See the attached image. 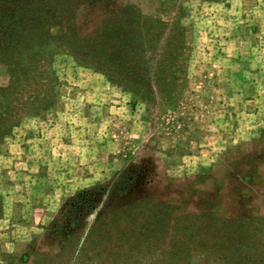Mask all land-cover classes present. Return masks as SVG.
<instances>
[{
    "label": "rangeland",
    "instance_id": "rangeland-1",
    "mask_svg": "<svg viewBox=\"0 0 264 264\" xmlns=\"http://www.w3.org/2000/svg\"><path fill=\"white\" fill-rule=\"evenodd\" d=\"M27 7L52 9L40 18L53 23L55 95L39 115L14 117L0 143V264H29L35 252L46 253L38 264H70L57 254L73 226L81 241L107 229L119 264L173 263L184 244L216 245L211 216L264 228V0H0V16L19 9L15 20L27 23ZM122 9L149 16L134 24L151 30L148 63L162 73L132 84L152 86L148 94L70 54L73 34L93 38ZM8 82L0 61V87ZM74 196L93 211L68 215ZM193 216L203 224L195 232L170 234L172 220ZM217 252L201 248L186 261L222 264Z\"/></svg>",
    "mask_w": 264,
    "mask_h": 264
},
{
    "label": "trees",
    "instance_id": "trees-1",
    "mask_svg": "<svg viewBox=\"0 0 264 264\" xmlns=\"http://www.w3.org/2000/svg\"><path fill=\"white\" fill-rule=\"evenodd\" d=\"M28 8V12L23 11V13H26L28 21L33 22L23 23L20 19L17 22L15 18H17L19 9H15L17 10L15 13L7 11L5 15L0 16V61L6 63L9 69L8 85L0 87V143L9 134L11 128L16 125L14 117L39 115L40 110L51 108L53 100L49 99V96L55 95L56 83L54 77H48V74L52 73V51L48 42V39H50L49 28L53 24L52 19L49 21L52 9L48 7L42 11H35V8ZM129 12L131 11L128 9H122L118 15L111 18L112 20L116 19L117 22L111 27H106L104 32L102 29L93 38L78 39L73 34L70 37V54L84 66L104 73L118 86L134 94L139 95L141 92L148 94L151 92L152 86L150 87L147 84L146 87L139 89V87L132 86V84L135 80L150 83L151 79L155 78L154 74L160 76L162 72H153L148 63V58L151 55L149 52L151 30L143 27V22L137 25L134 24V20L149 19V16ZM11 14L14 19L8 17L5 20ZM122 15H130L127 22H118L119 17ZM40 17L49 19L45 21ZM161 57V60H164V55H161ZM124 191L118 186V192L122 193ZM92 205L91 200L79 199L74 196L67 200L64 209H67L68 215L84 211L92 212ZM138 210L141 213V210L146 209L140 207ZM211 217L218 220L215 216ZM74 218L72 216L70 220H75ZM146 219L153 220L148 217ZM198 219V216H193L192 220L184 221L180 225H176L179 219L172 220L169 228L170 234L173 233L174 229H177V226H182V231L186 233L195 232L196 226L203 225L197 222ZM215 220H210V222L213 221V228H210V237L216 238L218 241L216 245L214 242L213 246H209V243L213 242L212 239H208L209 243L204 247L197 243L194 245L184 244L182 248L177 247L178 249L173 250L180 252V255H183L181 260L186 263L178 259L167 264H189L186 261L189 254L192 251L200 253L201 248L208 250L219 248L217 254L220 256L222 264H264V228H251L244 226L245 223L224 219H221L219 223H215ZM74 227L76 228V226H73L67 229L70 230L69 232H66V237H70V244L66 239H63L60 252L57 255L69 256L70 264H81L84 259L87 260L84 264H119L113 260L114 255L117 253L114 248L117 243L110 246L113 237L112 234L107 237V229H101V233L95 237V241L93 239L81 241L80 238L83 234L82 232L77 233ZM222 228L224 229L223 232L221 231ZM137 233L140 234V232ZM219 233L222 234L221 239H219ZM125 236H127V245L134 251L139 250L137 242L140 243L141 239L130 232L122 234V237ZM87 238L89 237L87 236ZM102 238H107L105 239V247L99 243ZM188 242L191 243L192 240ZM45 254L35 252V257L29 264H38L37 259ZM109 258H112L109 263L98 262L100 259L106 261ZM24 260H29L28 256H25ZM50 263L52 264V262Z\"/></svg>",
    "mask_w": 264,
    "mask_h": 264
}]
</instances>
